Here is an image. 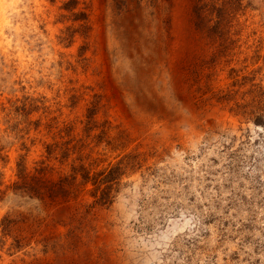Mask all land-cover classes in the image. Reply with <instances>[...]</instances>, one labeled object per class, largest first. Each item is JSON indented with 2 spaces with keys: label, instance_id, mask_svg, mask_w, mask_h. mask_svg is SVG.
<instances>
[{
  "label": "rangeland",
  "instance_id": "1",
  "mask_svg": "<svg viewBox=\"0 0 264 264\" xmlns=\"http://www.w3.org/2000/svg\"><path fill=\"white\" fill-rule=\"evenodd\" d=\"M210 1L1 0L0 264H264V0Z\"/></svg>",
  "mask_w": 264,
  "mask_h": 264
},
{
  "label": "trees",
  "instance_id": "2",
  "mask_svg": "<svg viewBox=\"0 0 264 264\" xmlns=\"http://www.w3.org/2000/svg\"><path fill=\"white\" fill-rule=\"evenodd\" d=\"M226 1V0H225ZM223 2H224V0H223ZM223 2L219 5V7L218 8H216L215 7V1L213 2V0L212 1H210V2H208V3H203V4H201V5H199L198 3L195 5V15H196V18H197V23H198V21H199V23L200 22H202V20H203V18L201 17V11L203 10V11H206V10H210V15L212 14V13H216L215 14V20H214V23H213V26H218V25H220V23H221V20L223 19L222 17H223V6L224 5H222L223 4ZM208 7H209V9H208ZM214 11V12H213ZM254 122L256 123V124H262L263 123V117L262 116H258L255 120H254Z\"/></svg>",
  "mask_w": 264,
  "mask_h": 264
},
{
  "label": "bare ground",
  "instance_id": "3",
  "mask_svg": "<svg viewBox=\"0 0 264 264\" xmlns=\"http://www.w3.org/2000/svg\"><path fill=\"white\" fill-rule=\"evenodd\" d=\"M2 12H3V6H2L1 0H0V14H1V15H3ZM116 37H117V36H116L115 34H111V35H109V39H110V41H114V42H115L116 39H117ZM145 113H146V115H148V112L145 111Z\"/></svg>",
  "mask_w": 264,
  "mask_h": 264
}]
</instances>
